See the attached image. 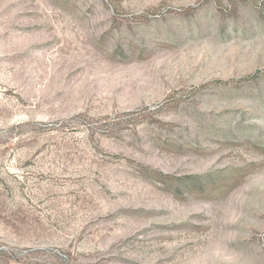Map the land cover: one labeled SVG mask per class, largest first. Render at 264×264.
Here are the masks:
<instances>
[{
    "label": "rangeland",
    "instance_id": "obj_1",
    "mask_svg": "<svg viewBox=\"0 0 264 264\" xmlns=\"http://www.w3.org/2000/svg\"><path fill=\"white\" fill-rule=\"evenodd\" d=\"M0 264H264V0H0Z\"/></svg>",
    "mask_w": 264,
    "mask_h": 264
},
{
    "label": "trees",
    "instance_id": "obj_2",
    "mask_svg": "<svg viewBox=\"0 0 264 264\" xmlns=\"http://www.w3.org/2000/svg\"><path fill=\"white\" fill-rule=\"evenodd\" d=\"M189 179H192V178H189Z\"/></svg>",
    "mask_w": 264,
    "mask_h": 264
}]
</instances>
